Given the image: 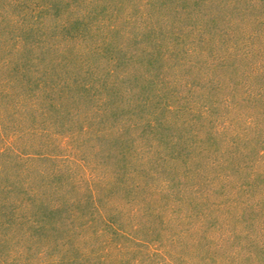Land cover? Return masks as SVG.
I'll list each match as a JSON object with an SVG mask.
<instances>
[{
    "label": "rangeland",
    "instance_id": "374dc122",
    "mask_svg": "<svg viewBox=\"0 0 264 264\" xmlns=\"http://www.w3.org/2000/svg\"><path fill=\"white\" fill-rule=\"evenodd\" d=\"M0 264H264V0H0Z\"/></svg>",
    "mask_w": 264,
    "mask_h": 264
}]
</instances>
